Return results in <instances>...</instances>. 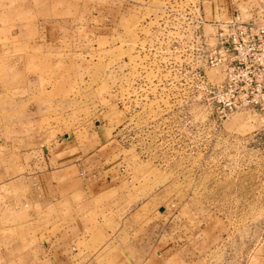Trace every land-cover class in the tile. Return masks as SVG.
Returning <instances> with one entry per match:
<instances>
[{"label":"rangeland","instance_id":"rangeland-1","mask_svg":"<svg viewBox=\"0 0 264 264\" xmlns=\"http://www.w3.org/2000/svg\"><path fill=\"white\" fill-rule=\"evenodd\" d=\"M260 7L0 0V168L17 161L9 178L21 185L31 152L7 158L5 142L22 148L42 134L68 136L81 153L108 140L132 170L117 191L91 198L81 264H132L120 251L134 228L171 250L155 264H264V138L253 109L222 110L214 52L222 21ZM3 205L1 217L20 209ZM51 206L49 216L73 210ZM25 227L12 231L23 238L39 225Z\"/></svg>","mask_w":264,"mask_h":264},{"label":"crops","instance_id":"crops-1","mask_svg":"<svg viewBox=\"0 0 264 264\" xmlns=\"http://www.w3.org/2000/svg\"><path fill=\"white\" fill-rule=\"evenodd\" d=\"M39 136L40 139L36 137L33 142L25 139L22 148L17 147L16 137L5 142L7 158L11 157L10 153L14 157L17 150L24 147L31 152L28 163L31 170L21 179L20 185V179L9 178L16 172L17 161L12 168H0V217L2 209L6 208L3 203L17 204L20 208L15 210L16 213H7L8 216L5 213L0 218V264H81L89 248V221L84 213L94 207L91 198L117 191L128 171L132 170L126 169V159L110 148L108 140L103 142V138H100L101 144L81 153L77 151V145L63 143L68 136L56 143H51L42 134ZM16 191L17 196L13 194ZM2 196L5 201L1 200ZM50 206L73 210L69 216L62 213L54 216V212L49 216L47 209ZM18 213L20 219L15 217ZM18 223L26 225L25 228L39 227L35 233L25 232L22 238L12 231ZM132 231L135 233L127 236L120 251L130 263L148 261L155 264L159 263L160 255L170 253V249L143 242L138 229Z\"/></svg>","mask_w":264,"mask_h":264},{"label":"built area","instance_id":"built-area-1","mask_svg":"<svg viewBox=\"0 0 264 264\" xmlns=\"http://www.w3.org/2000/svg\"><path fill=\"white\" fill-rule=\"evenodd\" d=\"M216 57L223 71L218 83L220 106L231 111L250 107L264 138V8L249 18L235 15L221 22Z\"/></svg>","mask_w":264,"mask_h":264}]
</instances>
